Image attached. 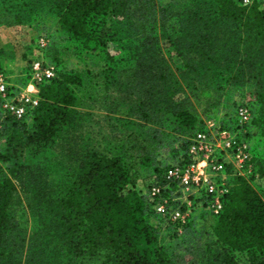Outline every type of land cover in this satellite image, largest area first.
<instances>
[{
	"label": "trees",
	"instance_id": "trees-1",
	"mask_svg": "<svg viewBox=\"0 0 264 264\" xmlns=\"http://www.w3.org/2000/svg\"><path fill=\"white\" fill-rule=\"evenodd\" d=\"M0 13H7L5 24L43 20L51 31L44 51L52 49L55 62L45 55L55 76L39 84L30 115L1 122L0 264H264V198L243 179L217 214L195 209L212 216L209 224L196 228L190 213L169 245L158 242L161 218L134 187L137 167H150L155 181L148 187L170 184L163 192L170 195L171 165L158 157L176 139L173 155H186L191 136L204 128L191 96L201 91L211 100L209 81L224 78L218 89L251 86L253 123L264 137L263 9L238 0H0ZM156 25L175 51L174 65L158 45ZM69 59L86 72L99 68L101 98L78 96L83 76L58 67ZM96 98L108 125L100 139L86 132L87 113L77 109ZM227 119L223 127L234 128L233 114ZM242 136L248 141L246 128ZM29 145L59 146L66 174L52 175L44 159L19 158L17 150ZM258 160L264 177V154Z\"/></svg>",
	"mask_w": 264,
	"mask_h": 264
},
{
	"label": "rangeland",
	"instance_id": "rangeland-1",
	"mask_svg": "<svg viewBox=\"0 0 264 264\" xmlns=\"http://www.w3.org/2000/svg\"><path fill=\"white\" fill-rule=\"evenodd\" d=\"M169 0H155L156 4H164ZM258 8L264 10V5L260 1L254 2ZM7 13H0V18H4ZM6 17V16H5ZM5 19V18H4ZM38 21V22H37ZM2 23V24H1ZM0 23V47L4 49L6 52L0 55V71L6 74L7 80L11 84H22L25 81V78L28 76V71L30 69L31 64L40 59L45 58L54 62L52 59V49H48L47 52L44 51L45 47L48 44V40L50 39V29L48 25L43 22V20L38 19L33 22L25 23V24H5V22ZM169 25H172V21L169 22ZM155 33L158 37V45L161 47V51L164 55L169 59V62L174 65L177 63L178 59L175 55V51L173 47L169 45L168 40L162 34V31L158 25H156ZM41 38H44L45 44L41 45ZM110 52L118 55L119 51L116 52L109 46ZM121 53V52H120ZM119 53V54H120ZM48 60V61H49ZM55 63V62H54ZM69 72H77L83 76V80L80 84L75 85L76 92L78 96L81 98H87V96L96 97L95 94L101 98V94L103 93V88L100 86L102 78L100 77L98 71L99 68L96 65H92L91 67L86 69L83 65L79 64L75 59H69L66 62H63L58 66ZM223 79L209 81L206 87L211 88L210 95L216 93L215 96L206 101L202 98V93L199 91L195 95L191 96L194 110L197 116L204 122V129H206V124L209 120H214L220 127H223L227 118L232 116L236 121V109L239 105L247 104L251 110V119L253 112V119L250 120L249 124L246 127L248 142L250 143V154H251V164L254 170L259 174L258 181H255L253 177L248 176L246 174H239V170L236 164L228 160L225 156L223 157V168L221 172L216 176V182H220L223 180L228 190L231 191L235 182L239 179H243L248 183V185L256 191V193L264 198V177L261 176V173L258 169L259 156L262 157L264 154V137L259 134V128L253 123L256 113V102L255 97L251 93V86L249 84H243L241 86H228L223 89H218V85L222 84ZM200 84V83H199ZM187 93L190 92V88L186 87ZM222 92V95L219 97V93ZM243 98H240V97ZM99 98L93 103H81L82 106H78V111H85L87 114H83V117L86 118L84 124H86V132L90 134L94 139H100L101 135L106 134L107 132V124H106V112L99 107ZM214 104L211 111H204L206 104ZM231 112H233L231 114ZM111 117H118L119 114H109ZM231 121V119H229ZM111 122H115L111 119ZM28 124L31 125L32 121H28ZM198 132V131H197ZM6 136L3 139V151L8 143L9 131H5ZM195 135V134H194ZM191 136L190 141L194 137ZM185 137V136H184ZM190 144V143H189ZM181 140L176 139L173 144L167 147L166 152H162L158 160L163 165H172L174 163L182 161L185 156L182 158L178 157V155H173V149L180 148ZM187 152V150H186ZM17 155L19 158L27 160V161H35L38 159H44L47 163V167L52 175H55L57 178L64 176L67 171V158L66 155L61 151L59 146L57 145H46L45 147L39 149L35 147V145L25 146L23 148H19L17 150ZM232 158V157H231ZM138 175L134 179V187L135 189L143 192L147 191V187L149 184L155 181L152 169L150 167H137ZM131 185H127L126 187H130ZM174 189V188H173ZM194 218L191 220V223L196 228L200 227L203 224H209L212 221L211 215L201 214L199 211L194 210L191 213H194ZM197 212V213H196ZM217 214V213H215ZM160 229L158 232V242L160 244L169 245L170 236L172 234V230L169 226L164 224L163 220H160ZM152 225H157V220L151 219L149 221ZM159 224V223H158ZM89 264H98V261H92Z\"/></svg>",
	"mask_w": 264,
	"mask_h": 264
},
{
	"label": "built area",
	"instance_id": "built-area-1",
	"mask_svg": "<svg viewBox=\"0 0 264 264\" xmlns=\"http://www.w3.org/2000/svg\"><path fill=\"white\" fill-rule=\"evenodd\" d=\"M238 1L243 6L255 1L264 5V0ZM40 40L44 45V38ZM54 76L55 66L45 58L31 64L24 85L9 83L6 74L0 71V128L7 117H28L38 106L39 84ZM250 120L251 110L244 103L236 109L234 128L220 127L214 120H209L206 129L195 133L185 158L167 168L165 178L174 183L170 195H163L170 184H152L148 187L146 194L153 211L171 228L172 234L182 232L194 208L213 213L222 209L229 190L223 180L216 182V176L223 168L224 156L236 164L239 174H246L258 181L259 174L251 164L250 143L242 136Z\"/></svg>",
	"mask_w": 264,
	"mask_h": 264
}]
</instances>
